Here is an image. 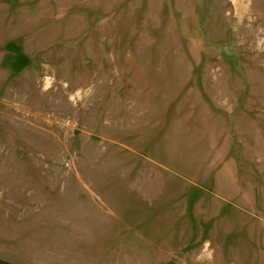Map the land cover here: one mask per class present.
I'll return each mask as SVG.
<instances>
[{
	"label": "rangeland",
	"instance_id": "374dc122",
	"mask_svg": "<svg viewBox=\"0 0 264 264\" xmlns=\"http://www.w3.org/2000/svg\"><path fill=\"white\" fill-rule=\"evenodd\" d=\"M180 249L264 264V0H0V262Z\"/></svg>",
	"mask_w": 264,
	"mask_h": 264
},
{
	"label": "crops",
	"instance_id": "0c3cea01",
	"mask_svg": "<svg viewBox=\"0 0 264 264\" xmlns=\"http://www.w3.org/2000/svg\"><path fill=\"white\" fill-rule=\"evenodd\" d=\"M207 241V243H208V246H209V248H205V250H207V249H210V243L208 242V240H202V242H206ZM210 253V252H209ZM178 255H176V257H179L181 260H184V263L186 262L185 261V259H186V255L188 254V252L186 251L185 253H184V255H183V251H182V249H180L179 251H178V253H177ZM201 254V251H199L195 256H196V258L197 259H200L201 257H203V258H205V257H207L208 256V253L206 252V251H202V255H200ZM175 255V254H174ZM187 260V259H186ZM263 263H264V259H263ZM185 264H189V263H185ZM195 264H198V263H195Z\"/></svg>",
	"mask_w": 264,
	"mask_h": 264
},
{
	"label": "trees",
	"instance_id": "16d2710c",
	"mask_svg": "<svg viewBox=\"0 0 264 264\" xmlns=\"http://www.w3.org/2000/svg\"><path fill=\"white\" fill-rule=\"evenodd\" d=\"M0 264H6V263L0 262ZM7 264H8V263H7Z\"/></svg>",
	"mask_w": 264,
	"mask_h": 264
}]
</instances>
